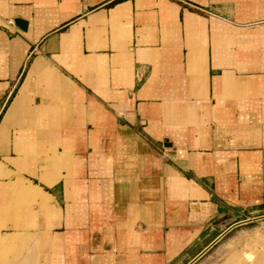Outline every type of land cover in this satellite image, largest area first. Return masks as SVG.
Instances as JSON below:
<instances>
[{"label":"crops","instance_id":"obj_1","mask_svg":"<svg viewBox=\"0 0 264 264\" xmlns=\"http://www.w3.org/2000/svg\"><path fill=\"white\" fill-rule=\"evenodd\" d=\"M228 212L264 214V0H0V264H187Z\"/></svg>","mask_w":264,"mask_h":264},{"label":"rangeland","instance_id":"obj_2","mask_svg":"<svg viewBox=\"0 0 264 264\" xmlns=\"http://www.w3.org/2000/svg\"><path fill=\"white\" fill-rule=\"evenodd\" d=\"M248 216L228 212L212 218L201 236L207 246L187 264H264V214Z\"/></svg>","mask_w":264,"mask_h":264},{"label":"water","instance_id":"obj_3","mask_svg":"<svg viewBox=\"0 0 264 264\" xmlns=\"http://www.w3.org/2000/svg\"><path fill=\"white\" fill-rule=\"evenodd\" d=\"M15 23L21 28V29H23V30H27V27H28V22L26 21V20H24V19H21V18H17L16 20H15ZM224 234V233H223ZM222 235H220L219 236V238L221 237ZM212 246V244L209 246V247H207V249L208 248H210ZM207 249H205L200 255H198V257L197 258H199ZM192 263V262H191ZM190 263V264H191Z\"/></svg>","mask_w":264,"mask_h":264},{"label":"built area","instance_id":"obj_4","mask_svg":"<svg viewBox=\"0 0 264 264\" xmlns=\"http://www.w3.org/2000/svg\"><path fill=\"white\" fill-rule=\"evenodd\" d=\"M8 24L11 25V26H14L16 23L13 19H9L8 20Z\"/></svg>","mask_w":264,"mask_h":264},{"label":"bare ground","instance_id":"obj_5","mask_svg":"<svg viewBox=\"0 0 264 264\" xmlns=\"http://www.w3.org/2000/svg\"><path fill=\"white\" fill-rule=\"evenodd\" d=\"M241 260L240 259H237L236 256L234 257V262H240Z\"/></svg>","mask_w":264,"mask_h":264}]
</instances>
